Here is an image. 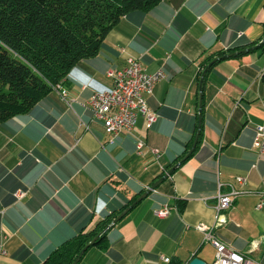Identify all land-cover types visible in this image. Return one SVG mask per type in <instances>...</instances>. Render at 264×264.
I'll return each instance as SVG.
<instances>
[{"label":"crops","instance_id":"obj_1","mask_svg":"<svg viewBox=\"0 0 264 264\" xmlns=\"http://www.w3.org/2000/svg\"><path fill=\"white\" fill-rule=\"evenodd\" d=\"M263 36L264 0H161L124 16L99 52L78 63L64 84L70 103L52 90L30 111L1 122L0 264H43L81 229L163 177L194 142L206 56ZM130 57L149 72L165 71L147 98L157 119L148 128L140 116L132 132L113 138L88 100L94 90L112 87L110 70L126 67ZM263 74L264 43L209 67L199 146L108 228L107 248H89L78 264H164L162 256L212 264L215 247L196 228L200 221L264 264V154L253 145L264 124ZM138 137L146 141L144 154L137 152ZM151 147L161 150L158 159ZM231 186L238 193L220 219L216 196ZM18 190L26 194L17 197ZM179 200L186 201L182 209ZM166 204L169 215H157Z\"/></svg>","mask_w":264,"mask_h":264},{"label":"trees","instance_id":"obj_2","mask_svg":"<svg viewBox=\"0 0 264 264\" xmlns=\"http://www.w3.org/2000/svg\"><path fill=\"white\" fill-rule=\"evenodd\" d=\"M160 1L0 0V123L30 111L58 82L67 83L78 63L99 52L108 32L124 16L134 10H147ZM247 46L211 52L202 65ZM201 135L202 132L196 148ZM137 197H132L122 208L112 210L93 228L81 229L56 248L43 264H73L82 249ZM185 203L179 200L181 209ZM109 244L107 229L93 246L107 248ZM170 264L180 263L171 260Z\"/></svg>","mask_w":264,"mask_h":264},{"label":"built area","instance_id":"obj_3","mask_svg":"<svg viewBox=\"0 0 264 264\" xmlns=\"http://www.w3.org/2000/svg\"><path fill=\"white\" fill-rule=\"evenodd\" d=\"M109 73L114 80L112 87L94 90L88 100L93 116L103 120L105 129L113 138L123 129L132 132L140 116L145 118L147 127H151L157 119V113L149 107L147 96L153 93L156 82L165 76V71L161 68L155 72H148L139 58H130L126 67L112 69ZM54 87L61 99L70 103V92L67 87L61 82L55 84ZM253 145L264 154V124L262 123L256 128ZM136 147L139 154H144L147 147L145 139L138 137ZM150 151L155 159L162 154L161 150L156 147H151ZM237 179L240 182L245 181L243 175H238ZM222 185L223 183L220 182L219 189ZM237 193L238 190L234 186H231L228 191H218L214 207L220 219L221 212L233 205ZM25 194V190L16 192L17 197ZM170 211L171 207L168 204L155 210L156 214L161 217L167 216ZM196 228L204 234V240L211 242L216 248L215 260L212 264H261L259 260L220 241L213 234L212 224L200 221L196 224ZM165 261L170 262V258H165Z\"/></svg>","mask_w":264,"mask_h":264},{"label":"water","instance_id":"obj_4","mask_svg":"<svg viewBox=\"0 0 264 264\" xmlns=\"http://www.w3.org/2000/svg\"><path fill=\"white\" fill-rule=\"evenodd\" d=\"M264 43V36L263 38L256 44L252 45V46H248L246 48H242L239 50H235L232 52H228L222 56H218L215 59H213L211 62H209L207 64V66L205 67V69L202 72L201 75V79H200V98H199V121H198V130L197 133L195 135V139L194 142L191 146V148L186 152V154L180 158V160H178L171 168H169V170L164 174L163 177H161L157 182H155L154 184H152L146 191H144L140 196H138L132 203H130L127 207H125L116 217L113 218V220L108 224V226L104 229L103 232L107 231V229L109 227H111L113 224H115L117 221H119L134 205H136L137 202H139L142 198H144L145 196H147L152 190H154L156 188V186L159 184L160 181H162L165 177H167L170 173H172L187 157H189L191 155V153L194 151V149L197 146L198 140H199V136H200V130H201V126H202V107H203V86H204V77L207 73V70L209 69V67L212 65V63L218 59H223L229 56H232L234 54L237 53H241V52H245L254 48L259 47L261 44ZM101 232L99 235H97L92 241H90L83 249L82 251L79 253V255L77 256L75 262L73 264H78L79 261L81 260V258L83 257L84 253L95 244L96 240L100 237V235L103 233ZM187 264H206V262L200 258V257H193Z\"/></svg>","mask_w":264,"mask_h":264},{"label":"rangeland","instance_id":"obj_5","mask_svg":"<svg viewBox=\"0 0 264 264\" xmlns=\"http://www.w3.org/2000/svg\"><path fill=\"white\" fill-rule=\"evenodd\" d=\"M248 47V46H247ZM218 57V56H217ZM141 60V59H140ZM142 61V60H141ZM142 63H143V61H142ZM143 66H144V68H145V70L147 71V69H146V67H145V65H144V63H143ZM149 72V71H148ZM68 89V88H67ZM68 92H70V90L68 89ZM151 95V94H150ZM149 96V95H148ZM147 96V97H148ZM171 207V206H170ZM161 208V207H160ZM201 232V231H200ZM165 258H167L166 256H162V260H163V262H164V264H167V263H169V262H166L165 261ZM169 258V257H168Z\"/></svg>","mask_w":264,"mask_h":264},{"label":"bare ground","instance_id":"obj_6","mask_svg":"<svg viewBox=\"0 0 264 264\" xmlns=\"http://www.w3.org/2000/svg\"><path fill=\"white\" fill-rule=\"evenodd\" d=\"M130 58H135V57H130ZM130 58H129V60H130ZM129 60H128V64H129ZM62 83V82H61ZM53 90H55V91H57L56 89H55V87L53 86ZM102 120V119H101ZM102 122H103V120H102ZM103 124H104V122H103ZM105 127V126H104ZM106 130V129H105ZM107 131V130H106ZM108 132V131H107ZM109 133V132H108ZM171 212V211H170ZM169 215V214H168ZM205 241V240H204ZM206 242V241H205ZM211 243V242H210ZM212 244V243H211ZM215 253H216V248H215ZM170 258V257H169ZM171 258H170V262H171ZM215 260V259H214ZM170 262L169 263H167V264H170ZM214 262V261H213Z\"/></svg>","mask_w":264,"mask_h":264}]
</instances>
